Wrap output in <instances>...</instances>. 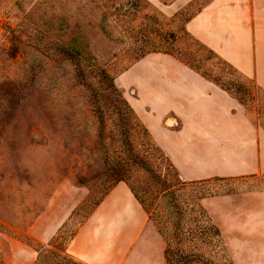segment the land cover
Wrapping results in <instances>:
<instances>
[{
	"label": "rangeland",
	"instance_id": "obj_1",
	"mask_svg": "<svg viewBox=\"0 0 264 264\" xmlns=\"http://www.w3.org/2000/svg\"><path fill=\"white\" fill-rule=\"evenodd\" d=\"M208 1L164 10L147 0H0V230L21 234L58 188L62 199L85 194L40 248V264L65 260L78 225L119 179L144 200L162 238L151 241L152 264H166V242L156 227L172 228L166 188L202 203L232 264H264V173L180 188L182 180L124 102L123 90L105 76L168 50L243 98L264 130V88L184 30ZM71 46L80 53L75 59L64 52Z\"/></svg>",
	"mask_w": 264,
	"mask_h": 264
},
{
	"label": "crops",
	"instance_id": "obj_2",
	"mask_svg": "<svg viewBox=\"0 0 264 264\" xmlns=\"http://www.w3.org/2000/svg\"><path fill=\"white\" fill-rule=\"evenodd\" d=\"M147 1L171 10L192 0ZM185 29L264 88V0H210ZM115 83L183 181L264 173V130L256 124V112L174 56L148 53L119 73ZM60 191L21 234L0 230V264L36 263L39 253L24 237L48 246L85 197L62 199ZM156 233L129 186L119 181L78 225L65 249L84 264H152L151 241L162 239Z\"/></svg>",
	"mask_w": 264,
	"mask_h": 264
},
{
	"label": "trees",
	"instance_id": "obj_3",
	"mask_svg": "<svg viewBox=\"0 0 264 264\" xmlns=\"http://www.w3.org/2000/svg\"><path fill=\"white\" fill-rule=\"evenodd\" d=\"M191 17L186 19V22ZM184 30L189 36H191L187 32L186 29H184ZM103 32L106 33V30L103 29ZM193 39L200 46L206 48L211 54H213L217 58H219L215 54L214 51H212L211 49H209L208 47H206L205 45L200 43L195 38H193ZM70 49L71 50L64 49V52H67L68 54L73 56L74 57L73 59H75L76 56H79L80 53L76 49V47L71 46ZM153 52H162V53H166V54H170V55L174 56L168 50L153 51ZM174 57L176 59H178L179 61L183 62L184 64H186L187 66H189L190 68L194 69L198 73H200L197 70V68L194 67V65L192 63L183 61L179 57H176V56H174ZM220 60H222V59H220ZM223 62L226 63L225 61H223ZM228 66H230V65H228ZM230 67L233 68L232 66H230ZM200 74L205 77V75L203 73H200ZM105 76L107 78H109L110 86L113 87L114 90H116L115 78L108 77L107 75H105ZM216 84H218V83H216ZM220 87H222V86H220ZM222 88L229 92V90L227 88H224V87H222ZM236 88L239 90L241 88V86L237 85ZM237 99L242 104L245 105L243 98L238 97ZM124 102L130 108V110L134 114V116H136V114L134 113L133 109L131 108V106L129 105V103L127 102L126 99L124 100ZM177 175H178V173H177ZM178 177H179V175H178ZM214 179H220V178H214ZM209 180H212V179L202 180V181H183L182 180V182H180V184L182 183V187H180V188L184 189L187 186L196 185L198 183H202V182L209 181ZM119 181H123V180L119 179L117 182H119ZM129 188L131 189L134 196L138 199V201L140 202V204L142 205L144 210L148 213V211H147L148 208H147V205L145 204L144 200L141 199L133 191V189L130 186H129ZM164 188H166V187H164ZM165 190L166 191L164 192V194H165V196H167L166 205L168 207L167 213H168V216L171 218V220L169 222L171 223L172 228H171L170 233H164L161 225L158 224V226L156 225V227L158 229L159 234L164 238V240L166 242V246L164 249V258L166 260V264H232L230 259L226 255V250L224 249V247L222 245L220 230L212 222V220L210 219L209 215L207 214L205 208L203 207L202 203L199 200L193 199V197L192 198H188V197L184 198L183 193H177V191H178L177 189H167L166 188ZM98 203L99 202H97L95 204V206ZM159 220H161V222H163L164 224L166 223V220L165 219L163 220L161 217L159 218ZM72 236H71V238H72ZM24 240L26 243H28L30 246L34 247L38 251L39 254H38V258H37V261L35 264H40V259H39L40 248H44L45 246L38 243V242L33 241L32 239H30L28 237H24ZM33 244H35L36 246L35 245L33 246ZM65 248H66V246L64 247V253H63L64 255H62V257L66 261L65 260H58L54 264H69V262L72 264H84V263L76 260L75 258H73L68 253H66Z\"/></svg>",
	"mask_w": 264,
	"mask_h": 264
},
{
	"label": "built area",
	"instance_id": "obj_4",
	"mask_svg": "<svg viewBox=\"0 0 264 264\" xmlns=\"http://www.w3.org/2000/svg\"><path fill=\"white\" fill-rule=\"evenodd\" d=\"M173 124H175V125H177V122H174V123H172V121H169L168 123H167V125H173Z\"/></svg>",
	"mask_w": 264,
	"mask_h": 264
}]
</instances>
